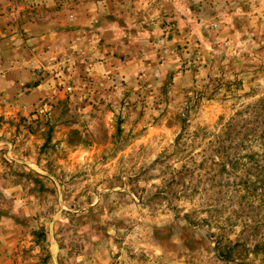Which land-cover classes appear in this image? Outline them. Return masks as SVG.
Returning a JSON list of instances; mask_svg holds the SVG:
<instances>
[{"label":"rangeland","instance_id":"1","mask_svg":"<svg viewBox=\"0 0 264 264\" xmlns=\"http://www.w3.org/2000/svg\"><path fill=\"white\" fill-rule=\"evenodd\" d=\"M1 29L0 264H264V0H0Z\"/></svg>","mask_w":264,"mask_h":264},{"label":"trees","instance_id":"2","mask_svg":"<svg viewBox=\"0 0 264 264\" xmlns=\"http://www.w3.org/2000/svg\"><path fill=\"white\" fill-rule=\"evenodd\" d=\"M255 107H256V113L254 114L253 117V123L255 125V129H250V131L252 135H254L257 139L260 138L264 139V99L262 101H259ZM259 131H261L260 135H258ZM252 158L253 160L255 159L254 156H252ZM259 170L260 172L264 171V164L259 167ZM255 188L258 191H262V193H264V176L262 177L261 180H258Z\"/></svg>","mask_w":264,"mask_h":264},{"label":"crops","instance_id":"3","mask_svg":"<svg viewBox=\"0 0 264 264\" xmlns=\"http://www.w3.org/2000/svg\"><path fill=\"white\" fill-rule=\"evenodd\" d=\"M40 28L37 24L36 25H33L32 23H26L24 26H23V31H20L22 34H25V35H28L29 36V33L31 32V30H34L35 31V28ZM5 30L4 29H1L0 30V37L1 38H3V39H5ZM10 33L11 34H15V32L13 33V32H11L10 31ZM6 42V40H4V43Z\"/></svg>","mask_w":264,"mask_h":264}]
</instances>
